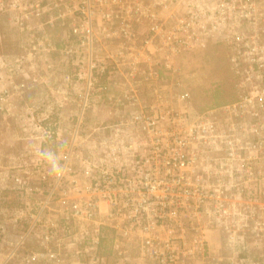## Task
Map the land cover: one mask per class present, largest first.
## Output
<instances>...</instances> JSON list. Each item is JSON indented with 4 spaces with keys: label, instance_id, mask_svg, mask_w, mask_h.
Instances as JSON below:
<instances>
[{
    "label": "built area",
    "instance_id": "1",
    "mask_svg": "<svg viewBox=\"0 0 264 264\" xmlns=\"http://www.w3.org/2000/svg\"><path fill=\"white\" fill-rule=\"evenodd\" d=\"M3 8L17 23L67 26L65 38L84 47L65 50L88 55L90 85L115 70L132 78L146 72L158 80L164 68L176 70L172 62L183 49L205 45L211 37L231 41L244 91L236 101L196 116L166 104L188 101L189 93L170 100L156 94L147 103L133 86L136 81L125 75L117 100L136 108L111 131L75 134L73 146L81 148L74 157L72 216L79 223L73 236L89 237L83 250L96 263L104 261L99 246L106 227L118 237L136 239L140 259L153 264H175L203 249L204 232L224 226L226 215L236 220L237 231L240 192L225 195L222 185L264 184V0H0ZM102 40L117 45H105L103 54L127 57V63L95 59V42ZM159 56L164 65L154 61ZM244 61L248 64L241 69ZM163 121L168 124L162 126ZM162 185L174 186L163 194ZM250 210L264 218L262 209L252 205ZM65 228L72 232L70 224ZM55 233L47 229L43 241Z\"/></svg>",
    "mask_w": 264,
    "mask_h": 264
},
{
    "label": "rangeland",
    "instance_id": "2",
    "mask_svg": "<svg viewBox=\"0 0 264 264\" xmlns=\"http://www.w3.org/2000/svg\"><path fill=\"white\" fill-rule=\"evenodd\" d=\"M67 30L62 25L17 23L6 8L0 9V264H153L140 259L136 239L118 237L112 228L103 232L101 263L90 261L83 250L89 237L73 236L79 223L72 216L75 191L71 181L74 157L81 148L73 146L75 134L86 137L90 131H111L136 106L117 100L123 96L121 83L129 76L127 71L104 73L90 85L89 57L66 52L67 45L84 47L77 39L67 40ZM260 42L264 44V32ZM110 43L95 42L99 51L95 59L127 63V57L103 54L107 44L112 49L117 46ZM233 54L231 41L211 37L205 45L183 49L172 62L176 70L164 68L161 79L147 78L146 72L129 77L147 103L156 94L170 100L189 93L188 101L166 104L196 116L234 102L243 93L244 76L237 72ZM141 59L144 65L149 63L147 56ZM158 59L164 65V58L154 61ZM247 64L241 62V69ZM167 124L163 121L162 126ZM162 186L165 192H160L169 194L174 185ZM222 186L225 195L240 192L236 197L239 228L235 231L236 220L226 215L228 228L224 224L206 230L205 247L175 264H264V218L250 210L253 205L264 214V184ZM180 209L187 211L184 204ZM68 224L71 233L65 228ZM51 227L56 233L44 242L43 235ZM103 239L107 240L103 243ZM104 251L110 252L108 261ZM54 252L60 255L52 256ZM34 253L39 256L33 261L25 259Z\"/></svg>",
    "mask_w": 264,
    "mask_h": 264
},
{
    "label": "trees",
    "instance_id": "3",
    "mask_svg": "<svg viewBox=\"0 0 264 264\" xmlns=\"http://www.w3.org/2000/svg\"><path fill=\"white\" fill-rule=\"evenodd\" d=\"M221 103H223L222 100H221ZM105 240H107V239H103V243H104ZM103 254H106V256H107V261H108V260H109V255H108V254H110V252H105V251H104Z\"/></svg>",
    "mask_w": 264,
    "mask_h": 264
}]
</instances>
